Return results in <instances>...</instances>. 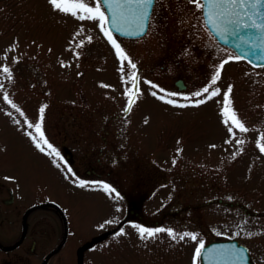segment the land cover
Returning a JSON list of instances; mask_svg holds the SVG:
<instances>
[{
    "label": "rangeland",
    "instance_id": "rangeland-1",
    "mask_svg": "<svg viewBox=\"0 0 264 264\" xmlns=\"http://www.w3.org/2000/svg\"><path fill=\"white\" fill-rule=\"evenodd\" d=\"M202 16L188 0H156L145 35L113 33L137 65L125 62L122 72L96 21L59 12L49 0H0V264H201L195 249L220 236L239 239L264 264V66L229 59L237 54ZM225 59L214 86L221 95L198 107L151 95L176 93L166 99L191 105L205 98L193 94ZM133 71L141 95L126 111ZM229 85L246 133L223 122ZM45 105L42 130L63 159L41 152L28 135L39 138L27 124L40 123ZM11 192L13 201H4ZM131 200L145 214H167L156 228L177 239L108 234ZM184 232L197 239L179 240ZM21 236L17 250L3 251Z\"/></svg>",
    "mask_w": 264,
    "mask_h": 264
},
{
    "label": "snow or ice",
    "instance_id": "snow-or-ice-1",
    "mask_svg": "<svg viewBox=\"0 0 264 264\" xmlns=\"http://www.w3.org/2000/svg\"><path fill=\"white\" fill-rule=\"evenodd\" d=\"M190 4H193L199 11L202 12L203 24L213 33L214 37L223 41L225 44L231 43L233 40H239L240 43L236 44L237 48L247 46L252 49L264 51V0H188ZM156 0H49V4L59 12L70 14L76 17L80 21H96L98 27L103 33L104 37L110 42L115 49L116 55L121 62V71H124L125 62L131 69L135 70L137 65L133 63L131 57L126 53L125 49L121 47L120 43L113 35L114 31L121 35H137L144 33L146 25L150 22L152 10ZM94 5V6H93ZM106 6V9L105 7ZM110 13L109 14H106ZM135 24L136 32L132 33L128 31V25ZM83 31V29H81ZM79 35V33H77ZM91 37H88V41L91 42ZM84 42L81 41L78 46L83 47ZM78 56V54H77ZM229 59L241 60L245 59L244 56L236 55L229 57ZM229 59H225L215 71L214 76L211 78V82L208 86L204 87L202 91H197L193 94L194 97H205L203 99H196L194 103L190 104H178L173 99H166V96H175L176 93H166L165 95L157 96V92H151V95L164 101L167 104L174 105L176 107L185 108L189 106L198 107L212 100L214 97L221 95V89L214 87L221 78V70L224 65L229 62ZM257 59L264 60V56H259ZM250 64L252 60L248 61ZM254 67L257 65H253ZM2 72L11 79V70L9 67L4 66ZM132 84L131 88H126L125 94L128 96V103L126 111H130L132 105L136 99L141 95L139 91L138 76L135 71L130 76ZM151 87L156 88L157 85L151 81H146ZM3 88V84H0V89ZM160 92H164V89H159ZM233 91L232 85H229L223 94L222 98V116L224 117V123L231 125L235 129H238L241 133H246L249 129L245 126L244 122L238 117V114L232 107L231 94ZM3 99L6 100L16 111L20 112V109L9 99L7 93L4 94ZM185 100H192V97H184ZM47 106L41 107L40 123L33 125L31 122L27 124L28 128H35L38 137L31 132L28 135L33 141L35 146L41 151L45 152L47 148V154L49 156L55 155L60 157V153L53 147L47 140L42 130L43 114ZM21 115L23 113L21 112ZM232 127H229V132H232ZM264 139V136L261 137ZM239 144H243V140L237 141ZM260 151L264 152V144L260 145ZM63 159V157H60ZM59 167V165H57ZM71 172L69 168L67 170ZM79 187H86L85 181H79ZM99 187L107 194L113 193L119 197V193L110 185L103 183ZM138 231L141 240L154 238L158 233L167 232L173 239H177V234L172 229H149L143 226L134 225ZM121 230L117 233L118 236L124 235ZM252 235V233H249ZM186 237H190L192 240L197 239V235L194 233L184 232L179 234V240H183ZM204 244L200 243L195 249V258L199 260L201 252L204 249Z\"/></svg>",
    "mask_w": 264,
    "mask_h": 264
},
{
    "label": "water",
    "instance_id": "water-1",
    "mask_svg": "<svg viewBox=\"0 0 264 264\" xmlns=\"http://www.w3.org/2000/svg\"><path fill=\"white\" fill-rule=\"evenodd\" d=\"M106 8V6H105ZM110 16V13H107ZM149 22L146 25L144 33L137 35H121L125 37H140L144 35L148 29ZM128 31L135 33L136 25H128ZM218 39V38H217ZM219 40V39H218ZM225 44L223 41L219 40ZM240 43L239 40H233L231 43L225 44L233 48L239 55L244 56L247 61L252 60V65L263 66L264 60L257 59L259 56H264V51L249 48L247 46L237 48L235 45ZM180 88L185 87V83L182 79L177 81ZM13 197L8 201H12ZM201 259L203 264H256L251 260V256L247 246L241 244L237 239L218 240L213 241L206 245L201 253Z\"/></svg>",
    "mask_w": 264,
    "mask_h": 264
},
{
    "label": "flooded vegetation",
    "instance_id": "flooded-vegetation-1",
    "mask_svg": "<svg viewBox=\"0 0 264 264\" xmlns=\"http://www.w3.org/2000/svg\"><path fill=\"white\" fill-rule=\"evenodd\" d=\"M264 143V140H263ZM263 166H264V162H263ZM88 173H90V171H88ZM12 194V192H11ZM4 201H6L8 198H3ZM129 210L125 213L122 214V217L119 219V221L117 222L118 224L116 225L115 228L108 230V234L111 232L112 234L117 235V233H119L121 230H123V232L126 233H134L138 232L137 229L135 227H133L134 225H139V226H143L149 229H157L156 226H159L161 221H163L164 219H166L165 217L168 216L167 214H161V215H149V214H145L142 211V209L138 206H136L134 204V202L131 200L129 201ZM164 215V216H162ZM156 216V217H155ZM158 217H160V219H157ZM170 217V215H169ZM163 233V232H161ZM167 233V232H166ZM31 236V235H30ZM229 237H225V236H220L214 239H226ZM20 244L16 247H14L12 250L15 251L17 250L23 243V241L26 239V236L19 238L18 240H20ZM17 240V241H18ZM211 241V240H209ZM207 241V242H209ZM35 245L36 242L34 240L32 246H30V249L26 250L25 253L26 256H31L34 253V249H35ZM12 250H3L4 252H10ZM22 256V253H21Z\"/></svg>",
    "mask_w": 264,
    "mask_h": 264
}]
</instances>
